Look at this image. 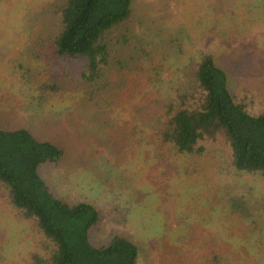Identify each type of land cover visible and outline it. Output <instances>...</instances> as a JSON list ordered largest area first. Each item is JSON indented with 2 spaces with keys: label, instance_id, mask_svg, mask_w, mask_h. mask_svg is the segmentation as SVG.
Masks as SVG:
<instances>
[{
  "label": "rangeland",
  "instance_id": "374dc122",
  "mask_svg": "<svg viewBox=\"0 0 264 264\" xmlns=\"http://www.w3.org/2000/svg\"><path fill=\"white\" fill-rule=\"evenodd\" d=\"M65 1L0 0V127L64 151L40 173L57 197L97 207L95 244L125 235L138 264H264V175L237 170L224 135L200 141L201 155L177 152L158 132L162 115L144 113L149 98L193 87L199 49L215 53L238 101L259 113L264 0H133L128 46L150 54L146 85L114 72L98 103L68 75L80 62L55 53ZM0 235V264H37L53 251L2 183Z\"/></svg>",
  "mask_w": 264,
  "mask_h": 264
},
{
  "label": "trees",
  "instance_id": "16d2710c",
  "mask_svg": "<svg viewBox=\"0 0 264 264\" xmlns=\"http://www.w3.org/2000/svg\"><path fill=\"white\" fill-rule=\"evenodd\" d=\"M133 12V0H66L59 8L61 29L53 41L55 53L80 62L68 75L87 90L91 101L98 103L104 91H109L108 80L114 72L129 71L146 85L140 66L150 54L141 46H128L127 24ZM199 50L193 87L171 98H149L144 113L162 115L165 127L158 132L177 152L201 155L205 146L200 141L224 135L234 167L264 175V106L259 113H251L247 103L236 98L231 75L215 53ZM63 156L60 147L38 140L27 128L0 127V183L8 190L12 205L33 219L53 244L49 257L36 254V263L138 264L139 247L131 238L112 234L105 244L92 241L91 233L101 217L94 204H71L49 189L40 169L58 163Z\"/></svg>",
  "mask_w": 264,
  "mask_h": 264
}]
</instances>
